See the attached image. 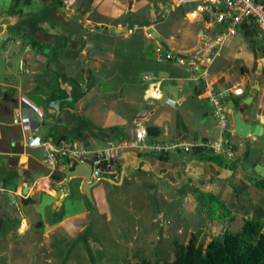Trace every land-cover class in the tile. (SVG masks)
Segmentation results:
<instances>
[{
	"label": "crops",
	"instance_id": "1",
	"mask_svg": "<svg viewBox=\"0 0 264 264\" xmlns=\"http://www.w3.org/2000/svg\"><path fill=\"white\" fill-rule=\"evenodd\" d=\"M29 1L32 3V0H0V16L3 17L0 25L3 21L8 22L3 32L12 24L4 16L9 8L14 6L16 11L21 10L18 13L21 16L26 13L23 8L27 9ZM122 1L95 0L97 20L88 18L93 10L87 9L80 14L86 23L117 30L126 28L129 16L151 24L150 12L141 15L137 0H129L125 10L122 9ZM172 1L178 7L188 8L182 20L187 15L188 21L199 25L200 29L194 35L182 32L180 39L167 33L164 25L170 21L173 8L164 9L156 25L151 24V27L170 51L182 55L200 51L197 59H189L183 65L176 62V57L166 60L168 52L143 28L134 27L132 31L113 34L102 29H87L80 22L78 25L71 23L74 18L68 19L66 15V30H62L59 24L53 26L44 22L49 31L45 28L44 33H41L36 29L34 31L31 24L23 25L31 36L29 40L37 41L43 49L48 46L58 48L61 54L57 59L53 57L50 65L53 70H58V74L52 77L55 80L52 89L43 86L42 76L37 77L35 84L26 87L28 90L24 88L22 80H26L30 72L21 61L19 78L13 82H0V99L8 98L9 95L5 94L7 90H16L18 94L17 99H11L13 108L7 103L0 107L1 113H11L9 124L4 118L0 119V166L9 162L7 170L0 171V174L4 175L11 169L16 172L14 178L0 186V225L5 223L8 229L4 232L0 230V240H7L11 236L17 243H9L6 249H1V256L9 257L2 264H16L11 256H27L31 248L35 249L36 254L43 255L45 240L51 239L56 232H61L68 241L66 243L64 240L58 251L64 256L63 263L79 264L74 256L88 259L92 256L116 255L137 246L139 242L155 250L152 246L155 240L158 246L163 240L179 242L187 234L189 237L196 236L199 231L202 232L200 237L206 236L207 243L220 237L225 229L229 230L238 217L264 222V188L255 183L256 179L264 180V125L261 124L263 133L260 137H238L247 140L244 142L247 145H239L243 151L239 163L238 153L233 147V156L229 157L223 153L216 154L206 147L194 148L186 153L158 154L135 145L134 130L138 126L147 129L148 135L144 142L148 147L153 142L218 145L223 141L230 144L228 137L233 135L231 123V134L223 139L224 135L213 116L214 108L207 99L208 90H226H219L213 85L206 86L204 80L207 72L205 76L201 72V63L209 65L211 62L213 48L222 46L216 43L215 36L221 29L217 28L214 34L207 29L205 20L194 11L197 3ZM75 12L79 13V10ZM124 15V25L116 22ZM21 22L24 21L21 19ZM242 33L238 31L236 35ZM27 47H30L29 43ZM13 55L16 56L15 51ZM153 77L154 80L151 79ZM91 79L104 81L86 88ZM19 81L20 84H14ZM57 83H61V86ZM165 83H170V91L175 89L178 94L174 96L163 91ZM176 83L182 85L177 88ZM143 87H146L144 92L147 93L146 98H151L150 101L144 98ZM137 92L141 94L135 97ZM150 93H154V96L151 97ZM60 95L72 101L67 102L65 108L57 110L55 104L63 99ZM163 96L171 101V105L160 102ZM223 103L226 110L232 112L228 97L224 98ZM189 107L192 109L189 116L180 112L185 108L188 114ZM17 113L28 120L21 123L27 129L13 124ZM260 114L257 112L252 116L247 111V114L243 113V119L247 123L260 124ZM64 123L67 124L66 128L62 127ZM34 125L38 131L33 139L28 140L29 128ZM2 126L18 130L20 139L17 142L6 140ZM149 128L155 130L150 133ZM66 138H70V143H67ZM84 143L92 147L84 146ZM226 143H223L225 147ZM62 145L71 152L85 151L88 162L95 153L112 149L113 156L100 163L105 167L104 170L99 165V177L111 182L101 181L92 189L93 203L85 198L80 190L81 181L77 179L71 180L66 189L54 185L52 176L51 191L40 189V180H45L42 178L48 174L44 163L46 148ZM207 155L219 158L222 164L201 158ZM63 160L64 156L58 158L59 166L55 171L73 165L69 161L68 165L62 166ZM39 191L56 195L60 193L58 207L62 215L50 226H45L50 228L41 235L45 239L42 244L34 243V246L29 247L22 241L25 237L19 233V229L28 227L29 221L27 216L24 217L28 208L25 203ZM209 196L231 212L230 216L234 218L232 222L223 224L221 209L216 202L209 204L213 210L211 217L204 213L202 206L210 201ZM85 202L92 208L91 212L85 207ZM123 244L129 245L126 247ZM18 260L20 264L22 259Z\"/></svg>",
	"mask_w": 264,
	"mask_h": 264
},
{
	"label": "rangeland",
	"instance_id": "2",
	"mask_svg": "<svg viewBox=\"0 0 264 264\" xmlns=\"http://www.w3.org/2000/svg\"><path fill=\"white\" fill-rule=\"evenodd\" d=\"M260 1L264 2V0ZM56 2L57 0H32V3L31 1H29V5L28 7H26L27 9L23 8L24 11H26V13H24L23 15L20 16V14L18 13H20L21 10L16 11L17 8L14 6L13 8H9L7 13L4 15L12 24L9 27L5 28V32L0 34V82H13L15 79H18L19 72H22V69H20L19 65V62L21 61V63H23L24 65L26 64L25 69L29 70L30 72V76H28L26 80H22V83H25V85H23L24 88L31 86V84H35L37 77L40 76L43 77L42 83L46 89H52L55 87V80L52 77L53 74H58V70L56 68H54L53 70L50 65L52 64V58L54 57L55 59H57L59 54H61V51L58 52V48H53L52 46H48L47 49L42 48V50L27 47L31 36L28 35V30L23 25L31 24L30 27H32L34 31L36 29L41 33H44V29L47 28L44 22L53 26L59 24L60 27H62V30H66L67 21L65 19V13L60 12V9L62 7H66L71 11L79 10V13L85 12L87 9H90L91 11L93 10L88 18H95L96 20L98 19L95 14V12L97 11L95 0H60L62 4V6L60 7L57 6ZM128 4L129 0H123L122 9L125 10ZM137 7L138 10L141 11V15H147L150 12V22L151 24H153V26H155L158 22L160 15L163 13L164 9L167 8L170 10L171 8H173L174 12L170 17V21L167 22L166 25H164V28L167 30V33L175 37L177 36V39L181 38L182 32H189L194 35L196 31L200 29L199 25H194V23L188 21L189 19L187 15L182 20V16H184V14L189 11V9L182 8L181 6L178 7L172 0H137ZM2 18L3 17L0 16V22L2 21ZM125 18L126 16L124 15L120 20L116 22H121V24L124 25ZM21 19L24 22H21ZM79 22L80 21L75 18L73 19V21H71V23H76L77 25ZM47 34L51 38L53 37V35H51L50 33ZM217 48L219 50H217ZM217 48H213V56L211 57L212 59L211 62H209V65L206 62L201 63V69L203 70L201 72H203V74L207 72V78L204 80L205 85H213L219 90L226 91L242 88L244 90L243 98H235L232 92H229L228 94L229 106L231 107L232 112L243 106V100L246 97H249L255 88V97L251 105H248L245 109V114H247L248 111L250 115L253 116L256 115L257 112H260L262 114H260V124L264 125V44L262 40H260L258 38V35H256L252 42H246L243 39L242 34H238L236 36L229 37L221 47L217 46ZM14 51L17 57L13 55ZM259 51H263L262 59L258 58ZM217 52L218 54L216 55ZM61 56L67 57L64 55ZM40 59H43L42 61H44V63H42ZM103 81L104 80L101 79H91L90 82H87L85 87H94L98 83L102 84ZM60 82L62 83L63 80H60ZM18 83L20 84V81L14 84ZM61 83H57V85L60 87ZM169 84L170 83H165L162 90L176 96L178 94V91L175 89L170 91ZM180 85L182 84H175L177 88ZM199 86L201 88L202 83H200ZM145 88L143 87L142 89L144 98L147 97V93L144 92ZM29 89H31V87ZM139 92L135 93V97L141 94ZM5 94H8L9 96H7L8 98H6V100L0 99V107L2 106L1 104L7 103L8 106H11V108H13L14 105L13 103H11V99H17L18 94L16 93V90H12L11 92L7 90ZM59 97H62L63 99L61 101H58V104H55L57 106V110H60L61 107L65 108V106H67V102L72 101L71 98L67 99V97L65 96L60 95ZM146 99V101H150L151 98ZM210 108L212 112V107L210 106ZM180 112H182L183 115L184 113H186V115L189 116V114L192 113V109L189 107L188 114L185 108ZM2 118H4L6 124H9L11 113L9 111L5 114L0 112V119ZM2 127V132L6 135V138L4 136L3 138L9 141L12 140L14 142H17L20 139L18 130H11L8 126ZM62 127L66 128L67 124L64 123ZM231 128L232 127L230 126L226 130L225 134H223L224 140L227 139V136L229 134H231ZM228 138L230 140V145L234 150H236V154L238 153L237 161H239L237 163H239V157L243 155V151L240 150L239 145L240 143L241 145L243 144V146L247 145V143H244L247 142V140L243 141L240 138L238 139V136L235 135H232ZM66 141L67 143H70V138H66ZM83 145H87L89 148L92 147L91 144L84 143ZM8 166L9 162L2 163L0 166V171H6ZM11 170L5 172L4 175L0 174V186H3V183L6 180H11L15 177L16 172L14 170ZM45 173L47 174V171H45ZM258 173H260V171H258ZM63 181H54V185L58 184L62 186ZM59 194L60 193L56 195L54 193L50 194L39 191L37 194H35V196H33V199H29L28 202L25 203L27 204L26 206L28 208L25 211L24 217L26 218L27 216L29 225L28 227L19 229V233L24 235L25 240L22 241L25 242L28 246L30 245L32 247L34 246V243L40 244L41 242H43L45 239L41 238V235L48 228H50L45 226H50L61 217L62 212L58 207V204L60 203ZM85 207L90 212L92 211V208L86 202ZM172 216H174V212L172 213ZM176 217L177 214L175 218ZM237 220L238 221L236 223L229 226V230L231 232H237L238 230H240L243 219L238 217ZM4 224L5 223L0 225V230L2 232L8 230L6 225ZM201 234L202 232L200 231L196 234L197 242L206 243V236L200 237L202 236ZM189 238L190 237L187 234L185 238L179 240V243L182 242L183 244L187 245ZM64 240H66V243L68 242L67 239L62 236L61 232H56L55 234H53V236H51V239L45 240L44 247L46 248V250L43 255L36 254V252L34 251L35 249L31 248L32 250H28L27 256L22 255V257H19V255H15L11 257L13 260H15L16 264H19L18 259H22L20 264H66L63 263V254L58 253V251H60V247H62L63 245ZM131 240H129V242ZM173 241L168 242L163 240L158 246V243L155 240L152 244V246L155 247V250H152V248L148 247V245L144 242H139L137 246L129 248L128 250H125L123 252L116 253V255L92 256L88 259H85L84 256H74V259L79 260V264H128L134 262L139 258L150 260L155 263L157 261H172ZM9 243L17 244L11 236L7 240H0V253H2L1 249H6ZM123 245H126V247H128L129 244ZM8 258L9 257L7 255L1 256L0 254V264H2L4 260Z\"/></svg>",
	"mask_w": 264,
	"mask_h": 264
},
{
	"label": "built area",
	"instance_id": "3",
	"mask_svg": "<svg viewBox=\"0 0 264 264\" xmlns=\"http://www.w3.org/2000/svg\"><path fill=\"white\" fill-rule=\"evenodd\" d=\"M182 3H197L195 12L199 14L204 20L208 30H212L213 34L217 28L221 30L216 33V43L223 45L225 41L235 36L238 31H242L245 27L253 29L258 35V38L262 40L264 44V2L260 0H180ZM166 60H174L171 54L165 55ZM176 62L179 65L185 63L184 60L176 58ZM193 72V70H191ZM154 80L155 78H151ZM153 85V84H152ZM156 89V87H154ZM157 90V89H156ZM229 92H232L235 97H242L244 92L242 88L219 92L216 90H208L207 99L214 108L213 116L217 121L221 133L225 134L226 130L231 126L232 120L230 111L226 110L224 105V98L228 97ZM28 121L26 118H22L20 114H16L13 119L14 125L22 126V122ZM33 129V130H32ZM30 135L27 137L28 140L35 137V133L38 131L36 125L29 128ZM148 132L145 127L138 126L134 130L135 145L142 148H149L151 151L158 154H175L180 151L190 152L194 148L206 147L211 149L216 154H225L229 157L233 156L232 146L229 143L220 141L221 144L214 143H175V142H153L149 145L145 144V138ZM223 143H226L225 147ZM112 149L105 150L104 152L95 153L94 158L89 161L93 167V173L91 179L98 178L101 174L99 165L102 160H109L112 157ZM72 154L80 161H87V153L82 152H71L65 145L54 147L49 146L46 148L44 163L48 168V174L40 180V189L44 191H51L50 181L54 171L57 169L58 158ZM72 163V162H71Z\"/></svg>",
	"mask_w": 264,
	"mask_h": 264
},
{
	"label": "trees",
	"instance_id": "4",
	"mask_svg": "<svg viewBox=\"0 0 264 264\" xmlns=\"http://www.w3.org/2000/svg\"><path fill=\"white\" fill-rule=\"evenodd\" d=\"M57 6H62L60 0ZM242 36L246 42H252L256 33L253 29L245 27ZM32 49H42L43 46L37 41L29 40ZM151 133L153 128L148 129ZM62 140V139H61ZM205 161L216 162L221 165L222 161L213 156L201 157ZM62 166L69 164L68 157L64 156ZM100 167L104 170V166ZM53 179L61 182L64 179L63 171H55ZM255 183L264 188V180H255ZM209 202L203 203L202 209L208 216L213 215V210L209 204L216 202L221 209V221L223 224L234 220L231 212L220 202L209 196ZM172 261L152 262L146 259H136L128 264H264V222L259 219H244L243 224L237 232L225 229L220 237L212 239L208 244L198 243L195 235L189 238L188 244L177 241L172 242Z\"/></svg>",
	"mask_w": 264,
	"mask_h": 264
},
{
	"label": "water",
	"instance_id": "5",
	"mask_svg": "<svg viewBox=\"0 0 264 264\" xmlns=\"http://www.w3.org/2000/svg\"><path fill=\"white\" fill-rule=\"evenodd\" d=\"M131 9V3L129 5V10ZM62 13H65L68 19L75 18L81 23L85 24L87 29H95V30H104L108 31L113 34H119L121 32H127V31H132L134 27L137 28H143L146 29L147 33L152 35L157 41L159 42L160 46L170 53L173 57H176L178 59L187 61L189 59H197L198 55L200 54V51L195 52L190 55H182L180 53H176L174 51H170L167 45L159 38L158 34L153 31L151 24L148 21H138L132 19V16H129L127 18V26L123 30H117L113 27H108L104 25H93L92 23H86L84 16L78 12H71L69 9L66 7H62L60 9ZM8 22L3 21L2 24L0 25V34L3 32V27L7 26ZM263 57V51H259L258 53V58L262 59ZM256 94V89L254 88V91L251 93L249 97H246L243 100V106L240 107L239 109L231 112V119L233 123V135L238 136L242 139H245L249 136H255V137H260L262 136L263 133V128L261 124H251L247 123L243 119V113L245 112V109L247 108L248 105H251L254 97ZM160 102L166 105H171V101L167 99L166 96H163L160 99ZM68 159L70 162H72L71 166H66L64 167L63 171V176H64V181L62 183V186L64 188L69 187V182L70 180H80L81 181V186L80 190L84 194L85 198L90 202L93 203L92 200V189L101 181H108L111 182L109 179L103 178V177H98L96 181L92 180V173H93V167L90 162L88 161H80L74 156H68ZM24 220L22 221V223ZM23 227V226H22ZM211 240H209L206 244H208Z\"/></svg>",
	"mask_w": 264,
	"mask_h": 264
},
{
	"label": "bare ground",
	"instance_id": "6",
	"mask_svg": "<svg viewBox=\"0 0 264 264\" xmlns=\"http://www.w3.org/2000/svg\"><path fill=\"white\" fill-rule=\"evenodd\" d=\"M150 96L153 97L154 96V93H150Z\"/></svg>",
	"mask_w": 264,
	"mask_h": 264
}]
</instances>
